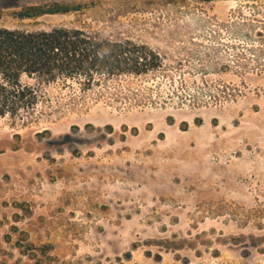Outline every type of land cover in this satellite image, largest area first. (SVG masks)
Wrapping results in <instances>:
<instances>
[{
  "label": "rangeland",
  "instance_id": "1",
  "mask_svg": "<svg viewBox=\"0 0 264 264\" xmlns=\"http://www.w3.org/2000/svg\"><path fill=\"white\" fill-rule=\"evenodd\" d=\"M55 5L72 10L18 15ZM0 26L161 60L30 80L43 115L0 118V264H264V0H0Z\"/></svg>",
  "mask_w": 264,
  "mask_h": 264
},
{
  "label": "trees",
  "instance_id": "2",
  "mask_svg": "<svg viewBox=\"0 0 264 264\" xmlns=\"http://www.w3.org/2000/svg\"><path fill=\"white\" fill-rule=\"evenodd\" d=\"M71 10L62 5L31 6L18 15L25 19ZM160 65L155 51L129 37L105 36L84 27L29 30L0 26V118L43 115L36 112L40 95L30 82L33 79L77 80L90 88L120 75H147Z\"/></svg>",
  "mask_w": 264,
  "mask_h": 264
}]
</instances>
